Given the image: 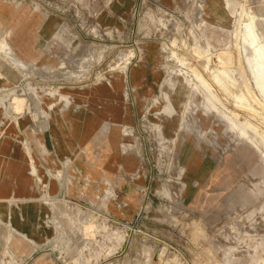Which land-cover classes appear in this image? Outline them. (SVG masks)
<instances>
[{
    "label": "rangeland",
    "instance_id": "374dc122",
    "mask_svg": "<svg viewBox=\"0 0 264 264\" xmlns=\"http://www.w3.org/2000/svg\"><path fill=\"white\" fill-rule=\"evenodd\" d=\"M249 18L264 43V0H0V264H264Z\"/></svg>",
    "mask_w": 264,
    "mask_h": 264
},
{
    "label": "bare ground",
    "instance_id": "6f19581e",
    "mask_svg": "<svg viewBox=\"0 0 264 264\" xmlns=\"http://www.w3.org/2000/svg\"><path fill=\"white\" fill-rule=\"evenodd\" d=\"M242 17L243 14L241 15ZM256 21L255 18H249L246 22L242 41L244 47L252 51L251 56L246 60L249 71L258 76L264 84V43L262 42L261 35L257 31Z\"/></svg>",
    "mask_w": 264,
    "mask_h": 264
}]
</instances>
